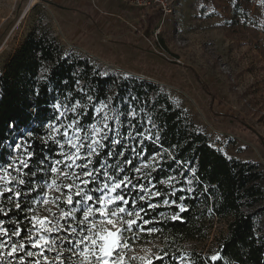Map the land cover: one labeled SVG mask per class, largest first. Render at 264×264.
Here are the masks:
<instances>
[{
    "label": "rangeland",
    "instance_id": "1",
    "mask_svg": "<svg viewBox=\"0 0 264 264\" xmlns=\"http://www.w3.org/2000/svg\"><path fill=\"white\" fill-rule=\"evenodd\" d=\"M155 12L136 9L119 0H0V75L31 32L46 31L66 53L89 61L102 75L116 78L108 98L94 107L95 122L99 121L98 126H102L105 113L113 117L119 112L125 113L120 116L119 125L115 119L108 123L120 132L121 152L129 151L136 156L144 149L137 155L138 167L145 163L156 167L158 164H153L151 157L165 152L162 149L147 161L143 159L145 144L158 135L153 113L163 103L161 95L179 107L187 121H194L212 146L230 158L264 166V7L261 1L255 0L249 18L237 25L232 19L233 0H176L173 13H163L155 24L148 23ZM149 84L156 88H149ZM102 102L109 107L97 114L96 109L102 107ZM59 104L67 106L60 109L65 112L61 120L67 124L74 116L73 105L88 113L91 101ZM130 110L135 112L134 119ZM86 121L87 116L82 123L87 124ZM149 135L152 139H147ZM169 157H173L172 152ZM156 159L161 161L160 156ZM147 169L142 171L145 173ZM196 171L194 166H174L170 176L176 180L169 192L180 189L181 185L193 189ZM188 180L192 183L188 184ZM262 184L264 187V179ZM146 186L151 192H157L152 181ZM46 207L58 214L51 204L38 205L36 213L50 215ZM247 210L254 213L256 224L264 228V200ZM227 231V221L215 219L207 237L183 244L185 253L181 262L188 263L191 254L216 255L218 240ZM139 233V230L125 233L126 238L133 236L126 249L130 264H141L132 257L160 254L161 237L149 234L142 242ZM46 255L52 260L56 252Z\"/></svg>",
    "mask_w": 264,
    "mask_h": 264
},
{
    "label": "trees",
    "instance_id": "2",
    "mask_svg": "<svg viewBox=\"0 0 264 264\" xmlns=\"http://www.w3.org/2000/svg\"><path fill=\"white\" fill-rule=\"evenodd\" d=\"M254 1L233 0L232 19L236 25L249 18L250 7ZM259 1L264 7V0ZM237 2L239 8L236 7ZM162 15V11L156 10L148 23L155 24ZM115 80L113 76H104L100 71L94 70L89 61L66 53L46 31L41 34L31 32L11 56L0 75V163H7L9 155H17L5 146L7 143L17 142L13 137L21 138L28 131L39 136L46 134L42 125L47 124L54 114L59 115L52 107L56 103H84L88 100L87 96H91L86 122L94 123V107L108 98L110 89L115 86ZM119 86H122V82ZM149 88L156 87L149 84ZM161 96L163 103L153 113L159 130V142L155 138L147 141L143 159L147 161L152 154L165 149L167 152L163 153V159L156 167H149L145 173L144 170L140 173L131 171L133 167H138L139 157L131 155L129 151H124L123 157L112 158L109 164L115 165L119 162L125 168V174L140 177L134 183L146 185L150 179L160 193L150 199L146 197L145 201L137 200V205H144L143 216L151 221L145 228L158 229L151 234L161 237L159 255L167 254L163 264H264V228L256 224L254 213L247 210L254 207L256 202L264 200V166L259 162L228 157L212 146L209 137L196 127L194 121H187L181 109L167 96ZM10 121L16 122V131L11 134L8 127ZM33 148L37 153L34 163L39 159L44 146L36 142ZM45 151L55 155L58 150ZM115 151L121 152L122 146L116 147ZM169 152L173 153L175 160L169 157ZM125 158L132 159L133 165L124 164ZM178 161L184 162L180 164L182 167L188 165L197 169L191 193L176 191L173 195L169 192L170 187L161 183L171 175L174 166L179 165ZM96 166L99 167V163ZM109 171L114 169L110 168ZM148 172L151 173L149 178L143 179ZM35 179L42 183V174ZM181 188L187 189L183 185ZM129 195L135 198L143 193L130 192ZM181 196L186 199L181 201ZM166 199L170 202L176 200L177 204L165 205L163 201ZM149 203L156 204L157 207L151 208ZM180 203L185 205L187 211L180 213L182 219L172 220V215L179 211L177 205ZM37 206L34 205L35 209ZM0 208L9 213L8 216L0 214V219L8 221L4 227H13L10 223L13 220L21 222L20 226L25 233L31 227L25 217H30L32 213L16 212L14 203L2 198ZM215 219L226 220L228 227L227 234L220 237L217 243L216 255L219 258L211 261L209 255L191 254L188 263L181 262L185 253L183 244L189 240L207 237ZM148 236L149 233L138 234L142 242ZM15 238L17 237H13L14 240H19ZM128 238L132 243L133 236ZM154 264H160V261L154 260Z\"/></svg>",
    "mask_w": 264,
    "mask_h": 264
},
{
    "label": "snow or ice",
    "instance_id": "3",
    "mask_svg": "<svg viewBox=\"0 0 264 264\" xmlns=\"http://www.w3.org/2000/svg\"><path fill=\"white\" fill-rule=\"evenodd\" d=\"M236 7H240L238 2ZM88 99L91 101L92 97L89 96ZM52 107L59 115L54 114L47 124L42 125L46 132L44 136L28 131L21 138L13 137L17 139L16 143L5 145L17 155H9L7 163H0V198L14 203L16 212H30L32 215L25 217L31 224L26 233L19 220L10 221L13 227L7 228L4 225L8 221L0 219V264H130L126 253L130 245L125 233L139 230L151 234L158 231L154 227H144L151 221L141 215L145 208L142 204L137 205V200L145 201L146 197L150 199L160 193L151 192L144 184L134 183V180H139L140 177L125 174V168L119 162L115 165L109 164V160L124 156V153L115 151L116 147L122 146V141L118 138L120 132L118 129L114 130L108 121L115 119L119 125L120 116L125 113L119 112L114 117L105 113L102 126H98L99 121L84 124L82 120L89 114L73 105L71 111L74 116L69 123L64 124L61 117L65 116V112L60 109L67 106L56 103ZM108 107V104L102 102V107L97 108L96 113L99 114ZM130 112L134 119L135 112ZM92 119L96 120V117ZM129 126H132L131 120ZM8 127L10 134L16 131V122L10 121ZM113 131L115 135H111ZM138 135L142 136L143 133ZM147 139H152L151 135ZM36 142L44 148L39 159L33 163L37 156L33 148ZM156 142H159L158 136ZM140 143L143 144V141ZM46 149L58 151L53 155L52 152L45 151ZM143 151L141 148L137 155ZM133 152H136V149H133ZM157 156L163 159V155L157 153L151 157L153 164L159 163ZM172 159L175 160V157ZM97 163L99 167L96 166ZM123 163L133 165V160L125 158ZM150 166L145 163L141 167H133L131 171L140 173L142 168ZM110 168L114 171H109ZM41 174L42 183L35 179ZM150 175L151 173L146 174L143 179H148ZM174 180L175 176H169L161 183L173 187ZM148 182L151 184L150 179ZM187 183L191 184L192 181L188 180ZM175 191L191 193L193 189H174L173 195ZM130 192L144 194L132 198ZM179 199L182 201L186 197L181 196ZM163 203L168 205L170 201L166 199ZM171 203L177 204L176 200ZM49 204L55 206L58 214L50 207H46L50 214L48 216L36 213L34 205ZM148 206L157 207L152 203ZM177 207L179 211L172 215V220L182 219L180 213L187 211L183 203ZM0 214L8 216L9 213L0 208ZM61 232L66 235H59ZM13 237L19 240H13ZM52 251H55L56 255L49 260L46 253ZM165 255L167 254L131 259H139L141 264H154V260L163 264ZM25 257L31 259L26 260ZM218 258V255H213L209 259L216 261Z\"/></svg>",
    "mask_w": 264,
    "mask_h": 264
},
{
    "label": "built area",
    "instance_id": "4",
    "mask_svg": "<svg viewBox=\"0 0 264 264\" xmlns=\"http://www.w3.org/2000/svg\"><path fill=\"white\" fill-rule=\"evenodd\" d=\"M38 2L40 0H37ZM130 7L145 10L147 12L152 10H159L164 13V15L173 13L174 2L176 0H119ZM162 48V47H161Z\"/></svg>",
    "mask_w": 264,
    "mask_h": 264
},
{
    "label": "bare ground",
    "instance_id": "5",
    "mask_svg": "<svg viewBox=\"0 0 264 264\" xmlns=\"http://www.w3.org/2000/svg\"><path fill=\"white\" fill-rule=\"evenodd\" d=\"M37 1V0H36ZM38 2V1H37Z\"/></svg>",
    "mask_w": 264,
    "mask_h": 264
}]
</instances>
